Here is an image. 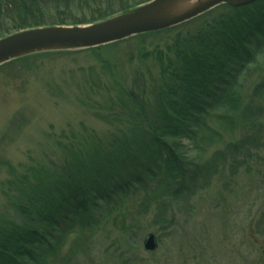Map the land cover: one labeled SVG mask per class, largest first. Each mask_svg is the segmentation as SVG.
<instances>
[{"label":"rangeland","instance_id":"obj_1","mask_svg":"<svg viewBox=\"0 0 264 264\" xmlns=\"http://www.w3.org/2000/svg\"><path fill=\"white\" fill-rule=\"evenodd\" d=\"M227 11L221 5L178 28L117 45L1 65L0 223L15 215L5 191L31 169L61 161L89 137L130 136L124 90L139 74L153 104L159 61L174 54L181 36ZM257 52L237 80L235 99L210 111L189 140H177L184 163L195 170H189L192 185L164 194L169 178L159 171L127 195L91 203L38 264H264V50ZM227 148L232 155L210 165ZM150 233L158 242L153 253L143 248Z\"/></svg>","mask_w":264,"mask_h":264},{"label":"trees","instance_id":"obj_2","mask_svg":"<svg viewBox=\"0 0 264 264\" xmlns=\"http://www.w3.org/2000/svg\"><path fill=\"white\" fill-rule=\"evenodd\" d=\"M150 1L0 0V39L35 28L97 23ZM225 7L228 11L211 23L177 39L174 54L168 52L159 61L161 78L153 104L147 102L146 82L139 74L124 90L133 126L130 136L109 141L89 137L61 161L31 169L9 185L5 194L15 215L0 223V264L43 262L46 253L56 249L53 240L62 239V229L74 218L100 201L127 195L159 171L169 178L165 186L162 183L164 194H175L196 181L177 140H189L210 111L235 99L237 80L256 61L257 51L264 50V0ZM223 152L210 165L232 155L225 154L230 148Z\"/></svg>","mask_w":264,"mask_h":264},{"label":"water","instance_id":"obj_3","mask_svg":"<svg viewBox=\"0 0 264 264\" xmlns=\"http://www.w3.org/2000/svg\"><path fill=\"white\" fill-rule=\"evenodd\" d=\"M255 1L257 0H152L133 11L89 25L20 31L0 39V66L40 53L103 47L138 35L179 26L224 4L239 8ZM143 248L148 253L157 250L155 234L146 236Z\"/></svg>","mask_w":264,"mask_h":264}]
</instances>
